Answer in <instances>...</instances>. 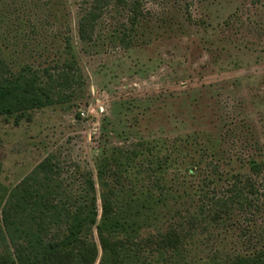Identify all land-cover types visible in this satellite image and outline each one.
I'll return each mask as SVG.
<instances>
[{"label":"rangeland","instance_id":"1","mask_svg":"<svg viewBox=\"0 0 264 264\" xmlns=\"http://www.w3.org/2000/svg\"><path fill=\"white\" fill-rule=\"evenodd\" d=\"M85 1L0 0V53L13 71L29 65L44 80L43 69L77 63L72 87L54 104L31 109L18 122L0 116V210L9 190L48 155L59 162L64 190L81 193L82 176L93 178L100 212L101 156L137 139L192 136L189 154L163 181L171 195L155 207L171 220L187 206L178 196L182 178L174 176L198 157L195 136L212 148L205 159H220L222 172L264 162V0H141L143 15L133 27L126 11L108 8L95 37L83 41L77 20ZM136 162L125 172L122 205L147 190L145 180L134 179ZM261 211L258 222L264 200ZM232 218L213 240L199 233L189 239L185 263L210 264L217 250L243 251L239 215ZM93 238L98 242L95 228ZM11 249L0 214V257Z\"/></svg>","mask_w":264,"mask_h":264},{"label":"trees","instance_id":"2","mask_svg":"<svg viewBox=\"0 0 264 264\" xmlns=\"http://www.w3.org/2000/svg\"><path fill=\"white\" fill-rule=\"evenodd\" d=\"M117 7L126 11L131 27L143 15L141 0H87L77 20L79 39L92 40L104 10ZM76 69V61L68 59L43 69L42 80L29 65L13 71L0 53V116L14 115L18 122L27 111L54 104L62 91L72 87ZM191 137L176 135L168 143L137 139L101 156L96 165L100 212L93 178L83 175V191L68 192L59 162L46 156L6 195L0 214L12 249L0 257V264H186L187 241L197 233L206 242L213 240L214 230H226L236 214L243 251L217 250L208 261L264 264V211L257 220L264 200V182L257 177L264 175V162L251 161L247 172H222L220 159H205L212 148L195 141V136L192 147L198 157L174 176L181 177L185 186L178 194L188 199L184 212L171 220L155 209L171 195L163 181L168 169L189 154ZM132 161L139 165L134 179L145 180L147 190L122 205L119 195L128 186L125 172Z\"/></svg>","mask_w":264,"mask_h":264}]
</instances>
